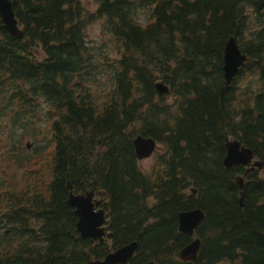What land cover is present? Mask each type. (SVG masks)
I'll return each mask as SVG.
<instances>
[{"label": "trees", "instance_id": "trees-1", "mask_svg": "<svg viewBox=\"0 0 264 264\" xmlns=\"http://www.w3.org/2000/svg\"><path fill=\"white\" fill-rule=\"evenodd\" d=\"M9 1L23 37L0 21V113L17 127L2 144L24 183L0 180V264H87L132 242L128 264H264V0ZM94 23L99 46L88 38ZM230 37L250 61L237 77L246 68L260 81L240 101L237 77L223 78ZM137 135L162 149L147 174ZM229 137L263 163L241 189L245 170L223 165ZM67 183L103 194L102 243L76 233ZM192 209L205 215L201 246L182 263L191 238L177 216Z\"/></svg>", "mask_w": 264, "mask_h": 264}, {"label": "water", "instance_id": "water-1", "mask_svg": "<svg viewBox=\"0 0 264 264\" xmlns=\"http://www.w3.org/2000/svg\"><path fill=\"white\" fill-rule=\"evenodd\" d=\"M0 21L2 28L13 38H22L23 32L18 28L15 19L12 3L9 0H0ZM247 61L236 43L234 37H230L224 44L223 49V78L226 85H229L233 78L238 74L239 68ZM157 93L166 96L169 89L162 83L156 84ZM135 157L138 161L150 158L157 149L155 140L148 137L137 135L132 141ZM226 155L223 159V165L228 168L231 166H248L244 176L249 172L255 171L256 168L261 169L263 163L261 161H254L252 151L242 145L239 141L233 139H226L225 143ZM252 162V164H251ZM236 185L239 189L242 188V178L235 179ZM68 197L66 204L73 209L74 215L77 219L75 231L82 239L98 240L100 243L103 239L109 238L110 234L104 231V224L106 222V215L102 209H98L100 201L95 198L94 191H87L84 194H75L73 186L70 183L66 184ZM195 194L196 191L192 190ZM241 206V204H240ZM205 215L200 209H192L189 211L180 212L177 216L178 232L184 236L192 238L191 241L183 247L178 253L177 258L181 262H193L197 259L198 252L201 246V240L195 237L197 227L204 220ZM137 243L132 242L122 246L99 260H92L87 264H125L135 253ZM142 264H154L153 261Z\"/></svg>", "mask_w": 264, "mask_h": 264}, {"label": "rangeland", "instance_id": "rangeland-1", "mask_svg": "<svg viewBox=\"0 0 264 264\" xmlns=\"http://www.w3.org/2000/svg\"><path fill=\"white\" fill-rule=\"evenodd\" d=\"M101 27L98 23L92 24L88 29V38L91 40L93 46H99L101 43H105L102 34H101ZM249 38V37H248ZM108 42V41H107ZM245 43V42H244ZM113 44V43H109ZM259 79L256 77V72H250L248 69H244V71L234 80V86L237 89V96L238 101L242 99V95L248 94L250 91H260V83ZM250 90V91H246ZM174 96L170 95L169 93L165 96L164 100L168 105H171V103H174ZM41 112L40 115L43 116L44 107L43 105L40 107ZM31 113L28 111L26 114V117H29ZM44 117L38 118L39 121H42ZM11 116L6 118L3 114L0 113V129L4 133L3 135L0 134V180L3 184H8L10 187H12V182L17 185H21L23 182L22 178V171L17 170L15 165L13 164V161L11 160V156L8 154L10 151L9 147H5L4 144H2V139L6 138V135L12 131L15 130L17 127H13L11 124ZM24 121H26L24 119ZM22 130L17 129V133L20 134ZM37 133H43V127H40L36 130ZM32 134L31 131L26 130L25 131V138H28ZM40 137V136H39ZM232 138V137H229ZM30 143L29 148H27V152H31L32 150V144L30 140L25 139L24 144ZM162 149L161 146L158 145V149L153 153V155L150 158L144 159L142 161H139V166L141 170L147 174L151 172L153 168L158 163V156L161 154ZM36 154V153H35ZM23 155H25L23 153ZM37 155H33L32 158H36ZM27 173L30 171V169L25 170ZM14 173V177L12 178V173ZM24 183V182H23Z\"/></svg>", "mask_w": 264, "mask_h": 264}, {"label": "flooded vegetation", "instance_id": "flooded-vegetation-1", "mask_svg": "<svg viewBox=\"0 0 264 264\" xmlns=\"http://www.w3.org/2000/svg\"><path fill=\"white\" fill-rule=\"evenodd\" d=\"M245 169V168H244Z\"/></svg>", "mask_w": 264, "mask_h": 264}]
</instances>
